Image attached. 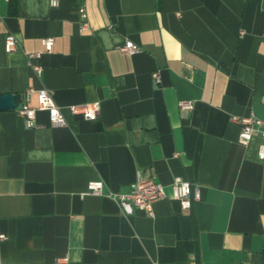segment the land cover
Returning <instances> with one entry per match:
<instances>
[{"label": "crops", "instance_id": "obj_1", "mask_svg": "<svg viewBox=\"0 0 264 264\" xmlns=\"http://www.w3.org/2000/svg\"><path fill=\"white\" fill-rule=\"evenodd\" d=\"M0 16V94L16 96L0 110V264H264L261 137L240 143L231 119H264V0H0ZM41 88L65 125L18 116ZM91 101L95 119L69 111ZM138 172L168 193L154 216L85 193L127 191ZM175 177L200 188L188 209Z\"/></svg>", "mask_w": 264, "mask_h": 264}, {"label": "built area", "instance_id": "obj_2", "mask_svg": "<svg viewBox=\"0 0 264 264\" xmlns=\"http://www.w3.org/2000/svg\"><path fill=\"white\" fill-rule=\"evenodd\" d=\"M58 0H50L52 6L57 5ZM82 17H86L85 8L80 9ZM2 17L0 16V22ZM87 27V22H82V29ZM53 37H45L42 39V44L45 51H51L53 45ZM17 45V39L13 33H8L5 37V50L12 51ZM122 51L132 53L138 49V47L131 41H126L123 45L118 46ZM41 51L29 52L26 54L27 62L36 74H40L41 65L32 62V59L39 57ZM152 78L156 83L160 82L159 71L154 70L152 72ZM33 88H28V91H32ZM38 92V106L33 108L23 105L16 109L18 116H20L28 127L36 125V109L46 110L49 116L50 123L52 125H65L66 118L62 112V109L57 105L52 97V93L47 88H41ZM180 109H191L193 104L190 100H181L178 102ZM100 104L98 101L85 102L81 104L69 105V111L73 114H80L87 119H95L99 115ZM232 120L237 121L240 124V131L238 140L242 144H247L255 133H258L261 137V141L258 145L257 156L264 158V119L256 116L253 112L248 115H236L233 114ZM171 196L180 201L183 209H188L192 205L193 200L200 198V188L198 185L193 184L181 177H175L170 183ZM85 193H91L96 195H107L113 197L120 205L121 210L125 214H131L135 208L141 209L149 216H154L153 204L165 198L168 193L165 186L156 182L153 178L145 177L138 172L136 181L131 187L124 192H112L105 189V184L101 179H94L88 182L87 190ZM4 235L0 234V238Z\"/></svg>", "mask_w": 264, "mask_h": 264}, {"label": "water", "instance_id": "obj_3", "mask_svg": "<svg viewBox=\"0 0 264 264\" xmlns=\"http://www.w3.org/2000/svg\"><path fill=\"white\" fill-rule=\"evenodd\" d=\"M16 108V96L14 93L0 94V110Z\"/></svg>", "mask_w": 264, "mask_h": 264}]
</instances>
